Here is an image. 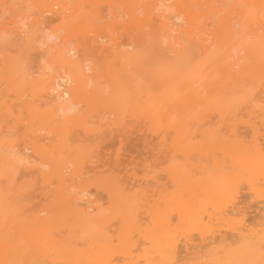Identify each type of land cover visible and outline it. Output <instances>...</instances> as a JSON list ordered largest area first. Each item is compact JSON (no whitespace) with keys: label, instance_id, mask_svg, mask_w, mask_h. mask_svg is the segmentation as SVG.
I'll return each mask as SVG.
<instances>
[{"label":"bare ground","instance_id":"6f19581e","mask_svg":"<svg viewBox=\"0 0 264 264\" xmlns=\"http://www.w3.org/2000/svg\"><path fill=\"white\" fill-rule=\"evenodd\" d=\"M126 1L0 0V261L260 264L264 0ZM127 117L167 180L90 175Z\"/></svg>","mask_w":264,"mask_h":264},{"label":"rangeland","instance_id":"374dc122","mask_svg":"<svg viewBox=\"0 0 264 264\" xmlns=\"http://www.w3.org/2000/svg\"><path fill=\"white\" fill-rule=\"evenodd\" d=\"M122 1H123V0H122ZM122 1H121V0H114V2H115V8L117 9L116 11H118V10H120V9H121V11H122V9H123V8L121 7V6H122V3H123ZM128 1H129V0H127L126 3H128ZM102 2H103V1H101V3H102ZM114 2H113V3H114ZM130 2H131V1H130ZM130 2H129V3H130ZM85 3H86V2H85ZM85 3H84V4H85ZM87 3H88V5H89L90 2H87ZM87 3H86V5H87ZM101 3H100V4H101ZM117 4H118L119 7H117ZM70 5H71V3H70ZM70 5H68V6H70ZM88 5H87V6H85V5H80V6H85V9H86V7L89 8V9H86V10H85V9H84V10L82 9V10H81L82 12H79L80 14H78V15L82 16L83 13L86 12L87 10L93 11V10H92V7H91V9H90V6H91V5H90L89 7H88ZM103 5H104V4L100 5V9H102V7H103V8L106 7V5H104V6H103ZM101 6H102V7H101ZM120 7H121V8H120ZM34 8L36 9V7H34ZM70 8H71V7H70ZM81 8H82V7H81ZM106 8H107V7H106ZM106 8H105V10H107ZM195 8H197V6H196ZM105 10H104L103 13H102L103 10H102V11L100 10V15H101V17H102L103 14L106 15V11H105ZM90 11H89V12H90ZM107 11H108V10H107ZM121 11H118V13H119L120 15H121V13H122ZM108 12H109V11H108ZM108 12H107V14H108ZM81 13H82V14H81ZM84 14H86V13H84ZM88 14H91V13H88ZM83 16H84V15H83ZM86 16H88V15L86 14ZM101 17H100V19H102ZM107 17H108V18H107ZM120 17H121V16H120ZM120 17H118V21H119V20L121 21L122 18H123V17H122V18H120ZM124 18H126V17L124 16ZM100 19L98 20L99 22H100ZM105 19H109V16H108V15H106V17L103 16V19H102V20H105ZM102 20H101V21H102ZM124 20H125V19H124ZM124 20H123V21H124ZM57 21H58V22H57ZM98 21H97V22H98ZM91 22L93 23L94 21H93L92 19H91V21H90V20L88 21V23H91ZM105 22H106V21H105ZM55 23L58 24V23H60V21H59V20H56L53 24H55ZM62 23H63V22H62ZM88 23H87V24H88ZM92 23H91V26L93 27V24H92ZM94 23H95V22H94ZM101 23H103V22H101ZM101 23H100V24H101ZM64 24H65V23H64ZM64 24H63V25H64ZM60 25H62V24L60 23ZM63 25H62V26H63ZM101 25H102V24H101ZM92 27H91V28H92ZM118 27H119V26L115 27V30H116V31H114L113 33L117 32V30L120 28V27H119V28H118ZM133 27H134V26H133ZM133 27H132V28H133ZM61 28H62V27H61ZM105 28H107V27L104 26V27H103V31L106 30L105 32H108V33H109V34L107 33L108 35H106V39H108V37L110 38L109 35L111 34V31H112V30L109 32L108 28H107V29H105ZM116 28H118V29H116ZM132 28H131V33H132V30H133ZM92 29H94V28H92ZM95 29H96V28H95ZM99 30H100V29H99ZM99 30H98V31H99ZM101 30H102V27H101ZM101 30H100V31H101ZM119 30L122 31L121 29H119ZM119 30H118V31H119ZM129 30H130V29H129ZM129 30H128V31H129ZM96 31H97V30H95V33L98 32V31H97V32H96ZM103 31H101V32H99V33H100V34L102 33V34L105 35L106 33H103ZM59 32L62 33V34L64 33L63 30H61V31L59 30ZM90 33H91V32H90ZM117 33H118V32H117ZM119 33H121V32H119ZM131 33H130V34H131ZM133 33H134V32H133ZM130 34L128 33V37H129ZM60 35H61V34H60ZM114 35H115V34H114ZM116 35H118V34H116ZM116 35H115V36H116ZM118 36H119V35H118ZM125 37H127V36L125 35ZM130 37H131V36H130ZM79 39H80V38H79ZM124 39H125V38H124ZM74 40H75V39H73L72 42H74ZM125 40H126V39H125ZM78 41H79V40H77V41L75 40V42H78ZM75 42H74V43H75ZM86 51H87V50H86ZM86 51H85V53L88 52V51H87V52H86ZM82 52H83V51H82ZM91 54H92V53L89 52V57H90L89 59H90V60H93V63L95 62L94 64H98V65L101 64L99 58L101 59L102 57L97 58V62H96L95 54H92L93 57L91 56ZM86 56H87V55H86ZM87 57H88V56H87ZM97 57H98V56H97ZM101 60H102V62H103V59H101ZM98 62H99V63H98ZM91 63H92V62H91ZM99 66H100V65H99ZM131 119H132L131 117H127V123H128L127 125L130 127V124H131V126H132V128H131V127H130V128L128 127V128H129V129H132L133 133L135 132L134 134H137V135H139V136L132 134V131H131V133L129 132V133L123 135V136H125V137H123L124 139L122 138V139L124 140V141H122V139H121V137H120L121 135H120V136H117V135H115L116 132H113V131H112V133H113L114 135H113L111 132H110V135L107 134L108 136H105V135H104V136L106 137V138L104 137V138H105L104 143H103V140H102V139H101L102 142H100V143H98V144H97V142H93V143H96V144L98 145V147L96 146V147H97L98 154H97V155H96V154L94 155V156L97 157V160H95V159H96L95 157H94L95 159L93 158V159L95 160L96 164L100 165L101 163H104V162H102V160H100V159H103V161L106 162V165L101 164L102 167L96 165L95 162L92 163L93 165L95 164V168H96V167H99V168H98L99 170H98L97 168L94 169V172L96 171V173H94V172L92 171L93 173L90 174L91 176L93 175V178H94L95 180L98 179L99 176L102 177V176H103L102 174H105V173H106V174H108V173L111 174V171H113V172L115 171L116 173H118V172H122V173H123L124 175H126L127 177H125L123 174L119 173L120 177H122V176L125 177L126 179H128V180H127L128 182L133 181V180H132L133 178H134V179L136 178L135 180H137L138 177L140 176V174H141V175L144 174V175H142V178L144 179V181H142L143 179L141 180V178L139 177V179L137 180V182L139 181V183H140V181H142V182H146V181H148V180H145V179H146V178L144 177L145 175H146L147 179H148V178L150 179V176H151V175H154V176H155V174H156V175L160 174V175H158V176H162V177H160V178H163V176H164V174H162V173H163V171H162V170H163V166H164V165L166 166L167 163H168V158H167V157H168V154H167V150H164V146H167V145H163V148L159 149V146L161 145V143H160V144H157V142H158V143L160 142V140H158V139H160V136H158L159 138H158V137H155V136H153V137L151 138L152 135H151V134H150V135L147 134L149 131H147L148 129L145 131L144 128H147V127H145V126H143L144 128L141 127L142 129L140 128L141 131L144 129L145 132H139V131H137V132H138V133H137V132H136L137 129H134V130H133V128L136 127L137 125L135 124V125H136V126H135V125H134L135 121H134V120H131ZM128 120H129L130 122H129ZM139 124L142 125V123H138V126H140ZM133 125H134V126H133ZM128 128H127V129H128ZM138 128H139V127H138ZM107 130H108V129H107ZM115 131H116V130H115ZM118 132H119V131H118ZM118 132H117V134H118ZM106 133H108V131H107ZM106 133H104V134H106ZM142 134H143V137L141 136ZM145 134H146L147 136H149L150 138H148ZM263 134H264V133H263ZM111 135H113L114 137H116V139L113 138V136H111ZM126 135L128 136V138H127ZM102 137H103V135H102ZM111 137H112V138H111ZM129 137H131L132 139L129 140ZM144 137H146V138L144 139ZM154 137H155V139L153 140ZM246 137H247V135H246ZM168 138H169V137H168ZM119 139H121V141H119ZM126 139H128V140H126ZM156 139H157V140H156ZM117 140H118L120 143H119ZM147 140H149V143H148ZM151 140H153V141H151ZM93 141H94V140H93ZM98 141H100V140L98 139ZM115 141H117L118 143L115 142ZM145 141H146V144H145ZM150 141H151V143H150ZM156 141H157V142H156ZM114 142H115V144H113ZM152 142H153V143H152ZM155 142H156V144H155ZM106 143H107V144H106ZM123 143L126 144V145H124V147H122V144H123ZM147 143H148L149 147H151L150 150H149V147H147V146H148ZM100 144H102V145H100ZM144 144H145L146 146H145ZM150 144H151V145H150ZM152 144H153L154 146H153ZM99 145L102 147V149H100L101 147H100ZM103 145H106V146H103ZM114 145H115V146H114ZM118 145H119V146L121 145L122 150H121V148H120ZM127 145H128V147H127ZM141 145H142V146H141ZM143 145H144V146H143ZM156 145H157V146H156ZM158 145H159V146H158ZM116 146H118V148H117ZM125 146H126V147H125ZM96 147H95V149H96ZM99 147H100V148H99ZM130 147H131V148H130ZM144 147H146V148H144ZM152 147H154V149H155V148H156V149L154 150ZM157 147H158V148H157ZM98 148H99V150H98ZM119 148H120V150H121V151H120L121 153H122V151H123V152L126 151L125 154H124V153L121 154L119 151H117ZM124 148H125V149H124ZM126 148H127V150L129 149L128 151H129L130 154H131L130 157H129V152L126 150ZM95 149H94V150H95ZM151 149H153V151H155V152H153ZM165 149H166V148H165ZM112 150H113L115 153H114ZM131 150H132L133 152H131ZM144 150H145V151H144ZM157 150H159L161 153H160L159 151L156 152ZM95 151H96V150H95ZM95 151H94V152H95ZM97 151H96L95 153H97ZM146 151H148V152H146ZM151 151H152V152H151ZM100 152H102V153H100ZM104 152H105V153H104ZM109 152H110V153H109ZM117 152H119V154L121 155V156H120V155L118 154L120 157L117 155ZM99 153H100V154H99ZM107 153H108V154H107ZM113 153H114V154H113ZM126 153H127L128 155H127ZM145 153H146V154H145ZM149 153H151V155H154V156L151 157ZM152 153H156V154L158 153V154L155 155V154H152ZM162 153H165V154L163 155ZM102 154H104V155H102ZM143 154H144V155H143ZM111 155H112V156H111ZM116 155H117L118 157H117ZM125 155H127V156H125ZM147 155H148V156H147ZM161 155H163L164 157H163V156L161 157ZM110 156H111V158H110ZM115 156L118 158V160H117V162H115V164H114L113 161H115V159H117V158H115ZM122 156H123V160H124V157H128V159L130 158V160H132L133 158H135V160L133 159V160H134V163H133V161H132V163H131L130 160H128V159L126 158L127 160H126V161L124 160V162L122 163L123 165H121ZM134 156H136V157H134ZM149 156H150V157H149ZM155 156H156L157 159L155 158ZM158 156H159V157H158ZM166 156H167V157H166ZM131 157H133V158L131 159ZM148 157H149V158H148ZM105 158H106V159H105ZM120 158H121V159H120ZM142 158H143V159H142ZM145 158H146V159H145ZM151 158H152V159H151ZM159 158H160V159L162 158L163 161H164V159H166L165 161H167V163L164 161L163 163H165V164L163 165L162 160H160ZM163 158H164V159H163ZM148 159H150L149 163H148ZM98 160H99L100 162H99ZM106 160H108V161H106ZM119 160H120V161H119ZM142 160H143V161H142ZM152 160H153V161H152ZM127 161H128V162H127ZM144 161H146V162H144ZM151 161L154 162V163L156 162V163H155V164H154V163L152 164ZM159 161H160V162H159ZM112 162H113V163H112ZM119 162H120L119 166L121 165L120 167L117 166ZM126 162H127V163H126ZM142 162H144L143 164H145V165H144L145 168L142 166ZM157 162H158V163H157ZM125 163H126V165H124ZM128 163H131V164L129 165ZM140 163H141V164H140ZM146 163H148V167H152V166H153L152 168H154L155 171H154V172H153V170L150 171V168H148V167H147V168H148V169H147V168H146ZM159 163H160V164H159ZM161 163H162L163 166L161 165ZM111 164H112V165H111ZM127 164H128L129 166H131V168H128L129 166H127ZM137 164H138V165H137ZM156 164H158V165L155 166ZM132 165H134L133 168H132ZM149 165H151V166H149ZM103 166H104V167H103ZM110 166H111V168L109 169ZM115 166H116V168H115ZM122 166H123V167H122ZM141 166L143 167L142 169H140ZM161 166H162V169H161ZM106 167H107L109 170L105 169ZM113 167H114V168H113ZM121 167H122V168H121ZM124 167H126L127 169L124 168ZM136 167H137V168H136ZM157 167H159V168H157ZM100 168H102V169H104V170H102V169H100ZM117 168H118V170H117ZM119 168H121V169L124 168L123 170H124V171L127 170V171H126V172H123V170L121 171V169L119 170ZM135 168H136V169H135ZM152 168H151V169H152ZM156 168L158 169V171L156 170ZM111 169H112V170H111ZM113 169H114V170H113ZM115 169H116V170H115ZM128 169H129L131 172H129ZM133 169H134L135 171H138V172L142 171V172H140V173L136 172V173L139 174V175H138V174L135 173V171H134ZM146 169H147L148 171H147ZM164 169H165V167H164ZM110 170H111V171H110ZM144 170L147 171V172H145ZM159 170H160V172H159ZM108 171H109V172H108ZM132 171H134V176H135V177L133 176L132 179L130 180V179L128 178V176L130 177L131 175H133ZM149 171H150L151 173H150ZM99 172H100V173H99ZM101 172H102V173H101ZM127 172H128V174H129V173H132V174H131V175H128V174H126ZM152 172H153V174H152ZM156 172H157V173H156ZM158 172H159V173H158ZM97 173H98V174H97ZM94 174H96V175H94ZM106 174H105V175H106ZM135 174L138 175V177H137ZM148 174H149L150 176H148ZM97 175H98V176H97ZM105 175H104V176H105ZM91 176H90V177H91ZM96 176H97L98 178H95ZM106 176H107V175H106ZM101 177H100V178H101ZM155 177H156V176H155ZM91 178H92V177H91ZM93 178H92V179H93ZM160 178H159L158 182H161V181H162V180H160ZM164 178L166 179L165 176H164ZM151 179H152V178H151ZM151 179H150V181H151ZM157 179H158V178H157ZM165 179H164L163 181H165ZM166 180H167V179H166ZM153 181H154V180H153ZM163 181H162V182H163ZM146 183H147V182H146ZM148 183H149V182H148ZM148 183H147V184H148ZM140 184H141V183H140ZM143 184H144V183H143ZM147 184H144V185H147ZM150 184L152 185V182H151ZM36 185H37V190H36V191L38 192V191H39L38 188L40 187L39 180H38V182H36L35 186H36ZM38 186H39V187H38ZM141 186H142V185H141ZM141 186H140V187H141ZM147 186H148V185H147ZM147 186H146V187H147ZM91 187L93 188L94 186H91ZM144 187H145V186H144ZM148 187H149V186H148ZM150 187H151V186H150ZM89 188H90V187H89ZM142 188H143V187H142ZM145 189H146V188H145ZM150 189H151V191H150ZM150 189H149V192H152V187H151ZM97 191H98V190H97ZM97 191L94 192V190H92V192H93V196H94L95 193H97ZM37 192H36V193H37ZM99 192H100V191H98V193H99ZM150 194H151V193H150ZM96 195H97V194H95V196H96ZM100 195L102 196V192H100ZM103 195H104V194H103ZM95 196H94V197H95ZM98 197H99V196H98ZM36 198H37V197H36ZM38 198L41 199V198H42L41 195H40V196L38 195ZM38 198H37V200L35 199V201L39 203V199H38ZM99 198H100V197H99ZM103 198H105V196H103ZM102 200H103V202L105 201L104 199L101 198V201H102ZM105 203H106V202H104V204H105ZM105 205H106V204H105Z\"/></svg>","mask_w":264,"mask_h":264},{"label":"snow or ice","instance_id":"6c2138e0","mask_svg":"<svg viewBox=\"0 0 264 264\" xmlns=\"http://www.w3.org/2000/svg\"><path fill=\"white\" fill-rule=\"evenodd\" d=\"M5 7L7 8L9 6L5 5ZM13 7H19V6L14 5ZM28 7L32 8L33 6H28ZM7 16H8V13L5 14V19H7ZM67 82L69 83V85H71V79L70 78ZM68 95H69L68 93H65V98H67ZM260 248H261V256H262L260 264H264V241L261 242ZM6 251H7V249H6ZM0 264H16V262L13 260H5V261H0Z\"/></svg>","mask_w":264,"mask_h":264}]
</instances>
